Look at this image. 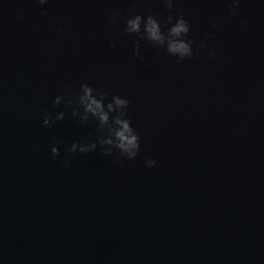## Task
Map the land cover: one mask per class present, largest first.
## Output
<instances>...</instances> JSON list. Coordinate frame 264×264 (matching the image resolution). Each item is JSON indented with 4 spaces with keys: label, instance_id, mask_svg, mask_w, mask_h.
Here are the masks:
<instances>
[{
    "label": "water",
    "instance_id": "95a60500",
    "mask_svg": "<svg viewBox=\"0 0 264 264\" xmlns=\"http://www.w3.org/2000/svg\"><path fill=\"white\" fill-rule=\"evenodd\" d=\"M231 7L174 0L178 63L124 31L166 30L162 0H0V264H264V0ZM82 83L131 101L135 158L67 151L101 135L67 104Z\"/></svg>",
    "mask_w": 264,
    "mask_h": 264
},
{
    "label": "clouds",
    "instance_id": "9594fccd",
    "mask_svg": "<svg viewBox=\"0 0 264 264\" xmlns=\"http://www.w3.org/2000/svg\"><path fill=\"white\" fill-rule=\"evenodd\" d=\"M49 0H38V3L45 5ZM169 10V15L166 18V23L169 25L166 30L161 28L162 21L154 15L142 16L139 14L129 15L124 21V31L128 34H134L138 40L134 41L133 54L141 60L139 41L147 40L154 46L165 48L167 53L177 58V62H182L185 58H193L198 55L194 53L192 43L188 39L190 32V24L187 19L180 15H173L172 8L174 0H162ZM241 0H231L233 7L229 11L237 14V8ZM42 15H47L45 9H41ZM120 19L119 12H114L109 20L111 23H118ZM246 23V21H245ZM213 28L216 24L213 23ZM210 35H213L210 33ZM113 43L111 47H115ZM198 49L204 47L203 44L197 46ZM209 56H214V52H209ZM108 93L101 92L94 89L88 83L80 85V91L75 97V100L68 99L67 104L72 106V115L78 117L81 123H89L95 119L97 129L101 133L96 139L87 142H73L67 149L68 152L75 153H90L100 145L101 151L104 155H111L115 150L121 156L127 159L135 158L140 150V136L132 127L131 121L127 115V109L131 101L119 95H112L108 100ZM64 100L63 96H56L53 99V106H57ZM107 101V102H106ZM82 109V111H81ZM65 118L63 111L58 112L53 119L51 113L45 114L43 117V124L50 126L55 121H60ZM107 146V147H105ZM54 157L60 155L59 148L55 145L51 148ZM64 163L67 165L68 160L65 159ZM147 166L152 167L156 161L148 159L145 161Z\"/></svg>",
    "mask_w": 264,
    "mask_h": 264
}]
</instances>
